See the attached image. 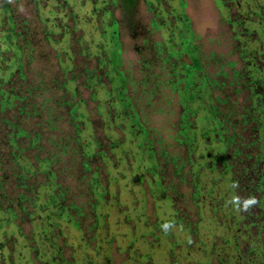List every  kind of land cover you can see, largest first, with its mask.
<instances>
[{
	"label": "rangeland",
	"instance_id": "1",
	"mask_svg": "<svg viewBox=\"0 0 264 264\" xmlns=\"http://www.w3.org/2000/svg\"><path fill=\"white\" fill-rule=\"evenodd\" d=\"M120 4L0 0V264H264V0ZM183 31L221 138L181 134Z\"/></svg>",
	"mask_w": 264,
	"mask_h": 264
},
{
	"label": "trees",
	"instance_id": "2",
	"mask_svg": "<svg viewBox=\"0 0 264 264\" xmlns=\"http://www.w3.org/2000/svg\"><path fill=\"white\" fill-rule=\"evenodd\" d=\"M138 1L139 0H120L122 21L130 28L134 29L138 24ZM187 24V23H185ZM189 30V28H186ZM111 39L108 46L109 57V76L112 78V88L116 90L114 97L116 100L115 108L123 116L127 115L130 100L126 96L125 79L119 70L121 64L120 48L118 44L117 25L111 30ZM190 31H183L177 35L176 47L178 55L187 58L189 63L178 62L173 66L172 73L174 78V88L178 94L179 106L181 108L182 135L190 140L191 137H199L202 134L212 133L217 137H222L221 123L211 102L210 85L202 75V65L198 53L192 49ZM176 56L178 58L179 56ZM194 118V123L191 119ZM134 125L135 130L142 129L137 118L131 119L127 123ZM194 126V129H191ZM142 131V130H141ZM213 136V135H212ZM139 141L145 140V135L139 136ZM188 142V141H187Z\"/></svg>",
	"mask_w": 264,
	"mask_h": 264
}]
</instances>
